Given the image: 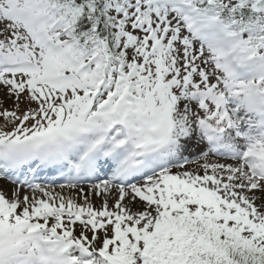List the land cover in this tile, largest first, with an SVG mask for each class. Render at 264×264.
Wrapping results in <instances>:
<instances>
[{"label": "snow or ice", "instance_id": "snow-or-ice-1", "mask_svg": "<svg viewBox=\"0 0 264 264\" xmlns=\"http://www.w3.org/2000/svg\"><path fill=\"white\" fill-rule=\"evenodd\" d=\"M0 264H264V0H0Z\"/></svg>", "mask_w": 264, "mask_h": 264}]
</instances>
